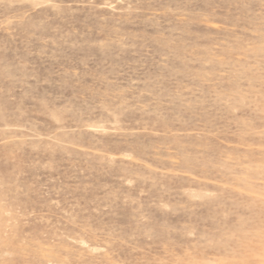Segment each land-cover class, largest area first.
I'll return each instance as SVG.
<instances>
[{
	"label": "rangeland",
	"instance_id": "rangeland-1",
	"mask_svg": "<svg viewBox=\"0 0 264 264\" xmlns=\"http://www.w3.org/2000/svg\"><path fill=\"white\" fill-rule=\"evenodd\" d=\"M0 264H264V0H0Z\"/></svg>",
	"mask_w": 264,
	"mask_h": 264
}]
</instances>
